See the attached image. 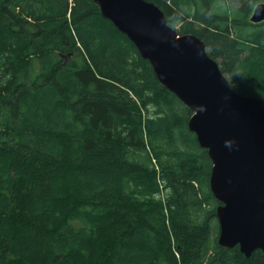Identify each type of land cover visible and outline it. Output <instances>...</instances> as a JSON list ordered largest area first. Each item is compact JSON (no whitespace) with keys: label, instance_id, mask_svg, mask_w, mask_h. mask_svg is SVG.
<instances>
[{"label":"trees","instance_id":"1","mask_svg":"<svg viewBox=\"0 0 264 264\" xmlns=\"http://www.w3.org/2000/svg\"><path fill=\"white\" fill-rule=\"evenodd\" d=\"M145 1L264 102V0ZM192 114L93 0H0V264H264L219 245Z\"/></svg>","mask_w":264,"mask_h":264},{"label":"water","instance_id":"2","mask_svg":"<svg viewBox=\"0 0 264 264\" xmlns=\"http://www.w3.org/2000/svg\"><path fill=\"white\" fill-rule=\"evenodd\" d=\"M147 60L159 82L192 111L189 130L212 162L210 189L219 245L247 258L264 252V102L242 96L193 35L180 36L163 11L145 0H93ZM251 23L264 22V3Z\"/></svg>","mask_w":264,"mask_h":264},{"label":"bare ground","instance_id":"3","mask_svg":"<svg viewBox=\"0 0 264 264\" xmlns=\"http://www.w3.org/2000/svg\"><path fill=\"white\" fill-rule=\"evenodd\" d=\"M260 4H263V3H260ZM260 4H258V5H260ZM258 5H257V6H258ZM257 6H255L254 10L256 9ZM254 10H253V12H252V15H253V13H254ZM252 15H251V16H252ZM172 29H173V28H172ZM175 31H176V30H175ZM176 32H177V31H176ZM180 36H186V35H179V37H180ZM193 36H194V35H193ZM219 236H220V235H219Z\"/></svg>","mask_w":264,"mask_h":264},{"label":"rangeland","instance_id":"4","mask_svg":"<svg viewBox=\"0 0 264 264\" xmlns=\"http://www.w3.org/2000/svg\"><path fill=\"white\" fill-rule=\"evenodd\" d=\"M165 194L167 195V192H165Z\"/></svg>","mask_w":264,"mask_h":264}]
</instances>
